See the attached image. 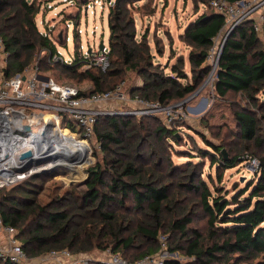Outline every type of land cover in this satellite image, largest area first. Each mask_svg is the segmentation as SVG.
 Masks as SVG:
<instances>
[{"label": "trees", "instance_id": "16d2710c", "mask_svg": "<svg viewBox=\"0 0 264 264\" xmlns=\"http://www.w3.org/2000/svg\"><path fill=\"white\" fill-rule=\"evenodd\" d=\"M52 1L0 0L7 77L35 62L39 69L55 66L75 82L88 81L92 89L80 92L88 96L113 90L132 73L141 80L132 93L160 107L201 86L210 72L209 52L225 26V18L211 8L212 0H197L204 10L179 37L188 47V79L182 56L162 67L152 50L161 53L157 43L149 41L147 30L138 33L135 13L150 15L151 0L142 4V0H107L108 68L87 66L89 57L78 46L71 61L55 65L49 59L57 51L55 43L63 42L40 32L35 20L41 6ZM253 23L244 21L225 34L212 85L215 100L231 103L234 126L213 130L199 120L211 138L193 129L203 146L174 149L187 159L182 166L165 162L166 150L170 151L165 143L179 144L171 128L152 125L145 117L103 116L92 132L100 158L81 183L64 187L53 181L56 174L41 173L0 189L2 225L16 230L15 239L26 257L62 250L71 255L105 251L129 264H142L144 257L160 250L158 243L164 237L166 251L177 252L186 262L166 259L163 264H264V36ZM74 26L77 32V22ZM167 67L170 73L164 72ZM61 127L73 129L65 122ZM227 133L231 140H226ZM244 155L257 159L258 174L255 182L239 191L235 187L228 198L229 192L223 193L217 184L225 170L244 162ZM195 157L201 160L191 162ZM205 158L214 168L216 182L211 174L202 175ZM198 212L205 217L203 233L192 227ZM0 264L19 263L0 258Z\"/></svg>", "mask_w": 264, "mask_h": 264}, {"label": "rangeland", "instance_id": "374dc122", "mask_svg": "<svg viewBox=\"0 0 264 264\" xmlns=\"http://www.w3.org/2000/svg\"><path fill=\"white\" fill-rule=\"evenodd\" d=\"M42 1V0H38ZM93 0H54L47 5H42L40 12L36 16L37 28L43 34L50 33L49 36L53 39L54 36H60L63 42L55 43L56 50L60 51L63 60H70L73 55L74 46L79 48L84 56H87V51L90 50L93 56L98 52L99 44L102 43L106 48H108V36L109 31L107 27V0H97L99 4H95L93 7L94 15H91L88 11H85L87 3L92 6ZM142 0L139 4L144 3ZM148 4V9H153V12H149L150 15L142 16L140 13H135L136 28L138 33L148 31L149 41H155L157 47L161 49V53H156L154 59L156 63H159L162 67L170 66L175 63L178 56L184 58L183 71L187 73L188 79L190 76L189 65L187 61L188 47L179 39L180 34L183 32L185 26L193 21L197 15H199L203 10L204 6L197 0H151ZM264 15V6L258 12H253L251 16L246 19L258 21L260 15ZM76 19V20H75ZM77 22V30L81 32L74 31V24ZM239 25V24H238ZM237 26V25H236ZM234 26L233 28H235ZM264 24L260 25L258 34L261 38L264 36ZM232 26H224L223 33L219 35L214 40V45L212 47L213 53L210 59H208V64L210 65V72L204 79L200 87L191 95L187 96L182 100L171 102L167 107H160V109L150 108V104L147 102V107L139 103L140 98L136 94L132 93V90L138 88L141 84V80L137 78L134 74L128 73L124 81L118 83L121 85V99L114 103L117 116L133 117L136 120H141L145 118L150 119V123L155 125L161 123L167 128H171L178 137L179 144L176 143H165L166 150L165 156L168 158L165 162H173L177 166H182L187 162L185 157H179L180 155L174 153V149L184 151L196 146H203L202 140L198 135H196L192 130L204 132V134L211 138L210 132L207 128L199 123V120H204L213 130L216 128L227 125L228 127H233L234 123L231 116V103L229 101L215 100L213 95L212 85L214 82V75L216 69V58L222 40L229 32L233 29ZM75 32V38H74ZM67 36V41L64 44L65 37ZM43 53L38 57H42ZM37 59V58H36ZM37 61V60H35ZM64 63L59 61L55 65H60ZM55 67V66H54ZM48 68L42 67L40 73L51 78L55 82L62 84H68L78 87L81 91L88 92L92 89L88 81L75 82L72 80L68 74L61 72L58 68ZM83 70V69H82ZM165 73H170L169 67L165 68ZM204 84V85H203ZM116 85V86H117ZM110 91V90H109ZM142 101V100H141ZM144 102V101H143ZM159 107V105H158ZM163 108H170L171 118H169L167 112ZM36 129V127H33ZM61 131V130H59ZM224 131V128H223ZM66 134L72 133L66 130H62ZM71 140H72V136ZM80 136H77L79 138ZM226 140H231L232 137L227 133L225 134ZM60 140V139H59ZM213 142L217 143L214 139ZM80 144L81 142H74ZM91 150L85 152V158L87 159L86 164L77 168L75 170H69L66 168H60L62 170L54 171L57 176L54 177V182L60 184L61 186L67 187L77 182H82L88 175V170L95 164L97 158H100V150L96 147L95 138L92 136L91 140L88 141ZM225 153V151H224ZM244 162L238 166L227 169L223 172L222 178L217 184L223 190V193L229 192L227 197L229 198L235 191L245 189L255 182L256 175L258 174V161L256 158H251L249 155H244ZM57 159V158H56ZM201 159L197 157L193 158L191 162H196ZM48 161V160H47ZM47 161L40 162V165L46 164ZM203 167V177L205 178L207 174H211V178L216 182L217 178L214 172V168L209 166V161L205 158L202 161ZM206 180V179H205ZM50 182H48L49 184ZM210 185V182L207 181ZM4 191H8L4 190ZM190 197L194 195H189ZM43 197V193L41 195ZM194 198V197H192ZM45 199V198H44ZM195 217H192V227L198 229L201 233L205 231V217L202 213ZM162 236V235H159ZM0 253L2 255H7L8 253V242L6 235L0 234ZM19 241V240H18ZM158 246L160 244L158 243ZM168 247V246H167ZM159 251V248L155 254L148 255L155 256ZM169 257L167 259H174L180 263L186 262V259L179 255L177 252H168ZM49 255L45 254L40 257L30 258L26 257L28 261L39 262L43 260H48L46 264H55L54 261L48 259ZM75 260V264H82L83 262H101V264H107L109 256L107 252L93 251L91 253L82 254H72ZM61 264H70L67 260H60ZM25 264V263H21Z\"/></svg>", "mask_w": 264, "mask_h": 264}, {"label": "built area", "instance_id": "2783aa9c", "mask_svg": "<svg viewBox=\"0 0 264 264\" xmlns=\"http://www.w3.org/2000/svg\"><path fill=\"white\" fill-rule=\"evenodd\" d=\"M99 4L97 0L92 1V6L87 3L85 11L94 15L93 7ZM211 8L225 18V25L232 28L244 21H247L253 12H258L264 6V0H241L229 4L224 0H212ZM264 24V15L258 17V21L253 23L254 30L258 33L260 25ZM78 33L81 31L78 29ZM67 37L64 42L67 41ZM108 48L103 47L101 52L86 54L89 57V65H94L102 71L109 66ZM213 49L210 50L208 59L212 56ZM8 53L5 51L2 39L0 38V189L12 186L22 180L34 175L42 170L46 164L31 166L26 170L21 168L25 160H20L19 155L27 150L32 151L35 156V141H39L37 146L39 153L47 151V142H50V131L66 130L74 136L72 140L84 141L88 151L91 147L88 143L92 138V132L97 119L103 116H111L116 113L114 103L121 99V85L113 90L94 93L88 96L80 94L81 90L73 85L57 83L51 78L39 72L37 62L26 67L21 73L7 77L5 70L7 67ZM69 62L62 59L60 51H56L49 59L50 62ZM24 78V79H22ZM139 103L147 107V102L139 100ZM150 108L160 109L158 104H150ZM171 118L170 108H163ZM73 125L71 128H62L61 123ZM25 126L29 130H25ZM36 127V129H33ZM44 134V135H43ZM77 136H80L77 138ZM55 144V143H54ZM96 144V143H95ZM96 147L98 145L96 144ZM52 149V148H51ZM51 157V152L49 153ZM48 158V155H47ZM57 176V175H56ZM0 232L6 235L8 242V253L0 258L7 259L14 263L25 264H46L48 260L30 262L20 248V244L15 239L16 230L12 227L2 225L0 218ZM160 250L155 256H146L140 263L163 264L169 257L166 251L165 238L160 237ZM108 253V252H107ZM55 264H61L60 260H67L70 264H75V260L67 250L51 252L48 254ZM107 264H129L118 256L108 253ZM82 264H87L83 262Z\"/></svg>", "mask_w": 264, "mask_h": 264}, {"label": "bare ground", "instance_id": "6f19581e", "mask_svg": "<svg viewBox=\"0 0 264 264\" xmlns=\"http://www.w3.org/2000/svg\"><path fill=\"white\" fill-rule=\"evenodd\" d=\"M49 135L50 142L55 143V146L52 148V156L55 155V157L52 161L48 162L46 168L51 170H59L60 168L75 170L86 164L87 159L85 158L84 154L87 151V148L85 144L75 145L73 143L74 140H71V134L69 135V133L66 134L59 130L52 129ZM38 142L39 141L37 140L34 143V145H36L35 156H38L39 154L38 146L40 144L37 146ZM79 142L85 143L84 141Z\"/></svg>", "mask_w": 264, "mask_h": 264}, {"label": "water", "instance_id": "95a60500", "mask_svg": "<svg viewBox=\"0 0 264 264\" xmlns=\"http://www.w3.org/2000/svg\"><path fill=\"white\" fill-rule=\"evenodd\" d=\"M108 1H110V0H108ZM229 32H231V30H229ZM103 47H104V45L102 43H100L98 51L101 52ZM222 47H223V44H221L220 49L218 51L217 58H216V61H215L216 65H217V62L219 60V56H220V53L222 51ZM87 54L88 55L91 54V51L88 50ZM22 79H24V78H22ZM25 130H29V127L25 126ZM54 146H55V144L53 142H49V143L47 142V147H48L47 151L39 153L38 156H33L32 155V151H30V150L22 152L19 155V159L20 160H25V164L23 165V167L21 169L22 170H26V169L30 168L31 166H37V165L40 164V162L46 161L47 159L53 160L55 155L52 156V149L51 148H53ZM50 152H51V157H49V153ZM223 154H224V151H223ZM47 155H48V158H47ZM54 171H57V170H54V169L51 170V169H48V168L44 167L42 170L35 172V174H41V173H44V174H55ZM87 174H88V172H87Z\"/></svg>", "mask_w": 264, "mask_h": 264}, {"label": "crops", "instance_id": "0c3cea01", "mask_svg": "<svg viewBox=\"0 0 264 264\" xmlns=\"http://www.w3.org/2000/svg\"><path fill=\"white\" fill-rule=\"evenodd\" d=\"M0 234L5 235V234H3L2 232H0ZM0 238H1V237H0Z\"/></svg>", "mask_w": 264, "mask_h": 264}]
</instances>
